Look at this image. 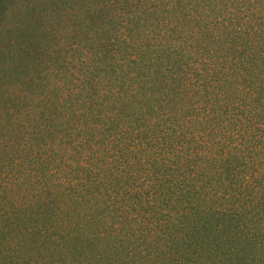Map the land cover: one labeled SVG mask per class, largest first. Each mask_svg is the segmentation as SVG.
Listing matches in <instances>:
<instances>
[{
    "label": "trees",
    "instance_id": "obj_1",
    "mask_svg": "<svg viewBox=\"0 0 264 264\" xmlns=\"http://www.w3.org/2000/svg\"><path fill=\"white\" fill-rule=\"evenodd\" d=\"M250 2L258 3L240 0V5ZM123 3L102 0L103 7L98 8L113 16ZM231 4L239 5L238 0ZM187 5L175 8L180 17L148 35L144 72L131 80L137 70L132 61V75L123 90H114L105 99L96 92L80 95L79 114L57 99L47 103L40 116L35 131L61 135L50 134L45 157L50 172L40 175L35 170L40 177L36 183L43 189L35 215L49 223L59 219L69 229L65 235L75 239L72 226L78 228L81 222L95 225L98 232L100 225L107 224L112 231L125 232L129 245H146L153 230L165 235L179 232V225L187 221L183 205L199 196L196 186L203 190L213 183L222 186L225 195L234 189V199L250 205L254 218H264V15L250 9L241 14L236 7L232 9L240 17L235 19L226 17L227 9L213 15L202 0H189ZM157 7L173 9V0ZM213 95L229 114L215 116L219 106L211 104ZM131 104L134 110L150 106L153 111L137 113L135 120L119 117L126 110L134 111ZM181 109L190 110L187 118L179 116ZM0 131L5 133L3 123ZM214 149L220 156L215 173L210 166ZM157 176L166 179L148 183ZM246 181L251 184L245 186ZM177 191L182 196H176ZM101 205L112 209L113 218L102 217L103 211L97 210H102ZM174 213L178 223H173ZM233 219L238 215L233 214ZM205 223L199 224L201 232L208 230ZM116 243L123 246L124 241ZM42 246L51 256L43 264H65L46 244ZM184 248L185 244L174 243L165 264H189ZM203 256L212 264L220 262ZM125 264L154 262L133 257Z\"/></svg>",
    "mask_w": 264,
    "mask_h": 264
},
{
    "label": "clouds",
    "instance_id": "obj_2",
    "mask_svg": "<svg viewBox=\"0 0 264 264\" xmlns=\"http://www.w3.org/2000/svg\"><path fill=\"white\" fill-rule=\"evenodd\" d=\"M97 7L103 5L93 4L91 0H12L8 5L0 18V104L6 133L10 122L12 126L17 120L23 122L10 105L43 99L52 86L49 82L55 83L58 61L66 54L67 58L73 56L70 48L78 49L77 55L83 51V59L87 60L91 53L81 45L95 49L103 42L100 29L84 27L89 12ZM233 7H240L241 14L250 9L264 15V0ZM103 31H109L108 26ZM81 32L85 35L74 45L73 38ZM3 147L0 206L4 212L0 213L3 216L0 233L4 235L0 239V264H43L42 244L65 264H125L133 257L137 261L165 264L174 243L185 244L184 254L194 264L203 255H211L221 264H264V218H254L250 205L233 199L231 192L225 195L224 188L215 183L203 190L196 186L199 196L183 205L182 215L187 216V221L179 225L180 231L175 234L165 235L153 230L151 235L146 233L148 243L137 247L138 242L128 244L130 237L125 232L112 231L107 224L100 225L98 232L95 225L81 222L78 228L72 226L73 239L65 235L69 229L59 219L49 223L35 215L43 191L36 183L40 177L35 170L42 163L36 152L28 155L25 147L20 153L14 143L9 144L7 135ZM165 179L157 176L148 183H163ZM249 184L251 181H246L245 186ZM176 196L182 193L177 191ZM233 214H237L238 219H233ZM176 215L173 214V223H178ZM200 223H205L207 232H201ZM117 240L124 241L123 246L116 243Z\"/></svg>",
    "mask_w": 264,
    "mask_h": 264
},
{
    "label": "rangeland",
    "instance_id": "obj_3",
    "mask_svg": "<svg viewBox=\"0 0 264 264\" xmlns=\"http://www.w3.org/2000/svg\"><path fill=\"white\" fill-rule=\"evenodd\" d=\"M101 1L102 0H91V2L96 5H99ZM166 1L168 0H124L123 5H120L117 9V13L113 16L98 7L89 12L86 17L87 24H85L84 27L89 30L100 29L103 33V42L98 43L95 49L91 46L81 45V47H84L91 53L87 60L83 59V51H79L77 55L78 49L70 48L74 53L73 56L67 58L66 54V57L62 61H58L56 69L57 75L53 78L55 83L49 82L52 86L43 99H33L31 102L22 101L10 105L11 109L22 117L23 122L17 120L14 126H12L10 122L7 133H2L0 131V169L3 167V143L5 135H7L8 142H10L9 144L14 143L15 148L19 149L20 153L24 152L25 147L27 148L28 155H31L33 151L36 152L37 158L42 160L38 169L40 175H45L50 172L49 168H51V166L45 162V157L48 155V144L51 141L50 134L59 137L61 133L57 131L50 133H39L35 131L37 128L39 129L37 125H41L40 116H43V113L46 112L47 103L54 102L58 99L59 105L66 106L75 114H79L82 108L78 106L76 99L80 97V95H84L85 93L93 94L96 92V96L99 95V97L105 99L109 97L108 94L113 93L114 90H123L125 83H127V79L132 75V71L129 67L132 61L137 65V70L131 77V80L135 79V74H137V76L143 74L144 69L142 66L144 65L145 55L148 53V46L146 44L149 38L148 35L154 33L156 29H159L160 26L169 19L173 21V19L180 17L181 13L179 14V10L175 8L181 6L183 3L188 7L187 2H189V0H182L183 3L178 5L177 0H173V9H169L168 11H163L161 8L158 9L157 5L159 4L161 6ZM202 1L205 8L211 11L213 15L227 9L226 17L235 19L236 17H240V13H235L233 10L236 9V7H233L234 5L231 4L232 0ZM11 2L12 0H0V18H3ZM256 2L259 3L260 0H256ZM238 3L240 5V0H238ZM236 5L238 6V4ZM136 13H138V15H136ZM132 24L136 25L140 30L139 34L134 30ZM105 26H108L109 31H103ZM128 30L132 34H129ZM84 35L85 33L81 32L79 36L73 38L72 43L74 45L79 44ZM131 36L133 38H129ZM133 57H135V59H133ZM139 93L138 91L137 95ZM210 99L213 106H219V108H216L215 116L217 114H221V116L222 114H229L230 111L221 107L223 102L218 101L215 95ZM133 104L130 105V108L134 110ZM142 111L151 114L153 109L148 106L141 110H126L119 115V117H135V120L137 118V113L141 114ZM187 113H190V110L181 109L178 112L180 117L186 118L188 117ZM0 115H3L2 104H0ZM230 117H233V111H231ZM78 119L79 117H76V119L74 118L75 121ZM25 125H27V127H25ZM21 145L24 147H21ZM216 153L217 151L214 149L210 162L213 173L219 168L220 156ZM229 189L230 192L233 193L234 199L236 191L231 188ZM236 197L240 198V194H237ZM101 206L102 210L101 208L97 210L100 212L103 211L102 217L113 218L112 209L108 210V208L103 205ZM42 247L45 248L44 246ZM41 258L43 262L50 261V252L45 249L43 253H41ZM187 258L188 263L192 264L193 261L191 258ZM197 264H212V261L208 256H203L201 261ZM215 264H221V262H216Z\"/></svg>",
    "mask_w": 264,
    "mask_h": 264
}]
</instances>
